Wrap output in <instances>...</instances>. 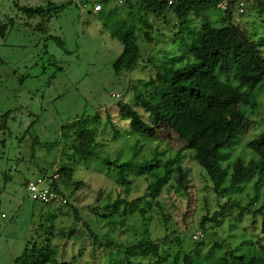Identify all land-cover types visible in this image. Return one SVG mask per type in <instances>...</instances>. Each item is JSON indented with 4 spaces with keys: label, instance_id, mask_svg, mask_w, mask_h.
<instances>
[{
    "label": "rangeland",
    "instance_id": "obj_1",
    "mask_svg": "<svg viewBox=\"0 0 264 264\" xmlns=\"http://www.w3.org/2000/svg\"><path fill=\"white\" fill-rule=\"evenodd\" d=\"M71 1L0 0V25H7L6 37H0V264H16L15 259L23 251L32 230L37 228L40 215L60 208L58 204L43 207L34 203L24 187V180L35 179L40 169L47 168L50 172L53 168L59 169L64 160L63 152L69 148L62 137L63 129L80 122L98 131L101 156L119 164L136 168L145 162L166 161L175 157L177 152L186 156L192 202L188 204L189 194L183 191L172 188L170 192L162 193L159 202L170 221H164L163 212L154 204L150 231L156 244H161L169 234L165 231L168 224L171 231L186 233L184 245L189 250L191 236L197 241L205 234L204 254L206 249L209 251L220 242L223 247L213 249L209 264L227 251L235 250L239 256L247 254L251 241H258L250 212L264 206V184L258 192L253 189L252 182L244 191H231L219 198L213 191L211 170L204 165L201 147L194 149L193 145L185 144L165 128L159 131L155 140L134 134L129 121L119 117V100H130L143 90L141 86L135 87V82L148 79L158 66L166 63L165 55L173 57L186 51L184 47L171 43L170 26L175 19L170 16L161 23L150 17L155 35L161 32L168 35L159 44L155 41L148 50L139 42L144 59L147 51V54L155 55V63L142 69V62L133 71L116 77L112 64L123 46L120 37L113 34L129 19L127 7L120 0ZM133 1L137 3L138 0ZM245 1L246 9L242 13L238 8L234 10L233 22L246 32L248 39L264 56V11L254 7L256 2L264 5V0ZM100 2L104 4V12L94 13L95 4ZM49 4L57 9L47 19H30L18 10V7L47 8ZM208 14L216 27L229 24L225 21V8L211 10ZM186 60L189 57L183 62ZM231 83L237 86L236 82ZM116 92L121 96L114 98ZM255 94L259 107L254 112L247 109L251 125L232 147L223 151L224 167L237 159L246 163L257 160L248 144L264 134V95H259V90ZM73 158L71 156V161ZM102 160L95 157L88 161L90 170L84 168L86 164H81L74 175L75 181H83L85 185L71 201L81 209V216L85 219L89 218L87 206L95 203L101 190L103 196L110 194L112 201L119 196L128 201L136 200L147 190L146 179L138 176L131 178L126 192V187L116 185L108 176L109 169L102 165ZM64 193L69 199V192L64 190ZM228 201L242 206L234 207L222 217L225 218L224 224L209 223L206 233L199 229L204 216L212 218ZM69 211V217L58 214L57 228L71 226L74 216L73 211ZM132 219L129 223L135 222L141 233L140 215L136 213ZM260 224L258 222V226ZM80 228L85 229L84 226ZM55 243L62 246L65 242L59 239ZM80 244L75 240L68 242V257L78 255ZM87 245L80 261L75 264L92 263L91 243ZM179 249V246L175 247L176 251Z\"/></svg>",
    "mask_w": 264,
    "mask_h": 264
},
{
    "label": "trees",
    "instance_id": "obj_2",
    "mask_svg": "<svg viewBox=\"0 0 264 264\" xmlns=\"http://www.w3.org/2000/svg\"><path fill=\"white\" fill-rule=\"evenodd\" d=\"M120 2L127 7L130 16L124 21L122 28L119 27L113 34L120 37L123 46L122 52L112 64L116 77L133 71L142 62V69L155 63V55L147 54V51L144 59L139 42L141 41L148 50L155 41L159 44L166 35L163 32L155 35L149 22L150 17L159 22L167 21L170 16L174 18L175 22L170 26L171 43L184 47L186 51L173 57L165 55L166 63L158 66L148 79L135 82V87L141 86L143 90L131 96L130 100H119V117L129 121L134 134L155 140L159 131L165 128L175 133L185 144L193 145L194 149L201 147L204 165L211 170L213 191L219 198L225 197L231 191H244L245 186L252 182L253 189L258 192L264 184V134L248 144L257 160L246 163L237 159L227 167L222 164L223 151L232 147L235 140L251 125L246 112L247 109L254 112L259 107L255 91L259 90V95H264L263 53L232 19L236 8L240 13L246 9V1ZM97 5H101V10L93 9L94 13H103L104 4L100 2L95 4ZM254 7L264 11L263 4L256 2ZM223 8L225 21L229 24L216 27L208 13ZM55 9L57 8H54L53 4H49L47 8L18 7V10L30 19H47ZM6 34L7 25L1 24L0 37L4 39ZM185 57H189V60L183 62ZM178 63L181 65L178 66ZM231 81L236 82L237 86H233ZM116 95L121 96V93L116 92L113 97ZM97 133L98 131L81 122L79 125L64 127L62 137L69 148L63 152V162L59 169L53 168L51 172L47 168L40 169L37 177L58 175L55 187L63 192L67 190L69 201L66 205H59L60 208L56 211L40 215L37 228L32 230V235L15 259V263L75 264L80 261L87 244L91 243V264H209L213 249L223 247L220 242L215 243L209 251L206 249L204 254L205 234L203 239H196L197 241L191 236L192 247L189 250L184 245L186 233L171 231L168 224L165 225V231L169 234L163 238L161 244H156L150 231L154 204L163 212L164 221H170L159 202L163 192H170L172 188L186 192L189 194L188 204L192 202L189 193V170L185 166L186 156L177 152L175 157L166 161L156 164L145 162L136 168L134 165L119 164L101 156ZM71 156L76 161L74 158L71 161ZM95 157H98V160L103 159L102 165L111 171L109 173L107 170L108 176L116 185L126 187V192L129 191L131 178L143 176L148 185L145 195L132 201L119 196L112 201L111 195L103 196L101 190L95 203L87 206L89 218H83L81 209L71 199L82 190L85 183L75 181L74 175L77 167L83 163L86 164L84 168L90 170L88 161ZM99 170L103 172L102 169ZM30 181L24 180L26 190ZM34 203L43 207L51 205L35 201ZM241 206L240 203L226 202L212 218L204 216L199 222V229L205 232L209 223L224 224L225 218L222 217L234 207ZM69 210L73 211L74 216L71 226L57 228L58 214L69 217ZM136 213L141 218V233L137 230L138 225L131 222ZM250 213L253 215L252 228L257 229L254 236H258V241H251L252 245L247 254L239 256L235 250L227 251L211 264H264V206ZM258 222L261 223L260 226ZM131 238L133 240H130ZM59 239L65 242L62 246L55 243ZM90 239L92 241H88ZM74 240L81 244L78 255L70 258L67 244ZM174 245L180 249L176 251Z\"/></svg>",
    "mask_w": 264,
    "mask_h": 264
},
{
    "label": "built area",
    "instance_id": "obj_3",
    "mask_svg": "<svg viewBox=\"0 0 264 264\" xmlns=\"http://www.w3.org/2000/svg\"><path fill=\"white\" fill-rule=\"evenodd\" d=\"M95 11L101 10V5L95 6ZM58 175L39 176L31 180L27 186L29 198L42 204L66 205L69 201L62 190L55 187Z\"/></svg>",
    "mask_w": 264,
    "mask_h": 264
}]
</instances>
